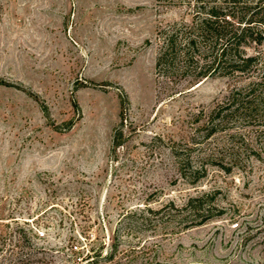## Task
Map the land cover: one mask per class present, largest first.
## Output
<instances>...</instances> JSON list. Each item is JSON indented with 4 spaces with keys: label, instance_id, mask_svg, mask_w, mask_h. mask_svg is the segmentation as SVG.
I'll list each match as a JSON object with an SVG mask.
<instances>
[{
    "label": "rangeland",
    "instance_id": "rangeland-1",
    "mask_svg": "<svg viewBox=\"0 0 264 264\" xmlns=\"http://www.w3.org/2000/svg\"><path fill=\"white\" fill-rule=\"evenodd\" d=\"M191 16L0 0V264H264V37L247 73L157 76L159 30ZM197 197L207 221L175 217Z\"/></svg>",
    "mask_w": 264,
    "mask_h": 264
},
{
    "label": "trees",
    "instance_id": "trees-1",
    "mask_svg": "<svg viewBox=\"0 0 264 264\" xmlns=\"http://www.w3.org/2000/svg\"><path fill=\"white\" fill-rule=\"evenodd\" d=\"M164 1L170 6L181 4L192 7V16L188 23L174 22L159 30L155 60L157 76L174 81L183 78L200 81L247 73L256 65L257 58L246 56L245 48L251 43L260 44L264 37V2L249 5L242 0ZM239 94L231 92L227 102L234 103ZM231 108L212 111L214 117L211 120L216 117L221 122L232 116L238 109ZM121 139L122 133L116 129L112 149L121 145ZM178 153H174L176 157L181 155ZM199 171L195 169L191 173L199 174ZM202 203L203 197L190 199L183 212L172 206L177 212L175 217H180L185 223L191 218L190 225L204 223L210 216H205Z\"/></svg>",
    "mask_w": 264,
    "mask_h": 264
}]
</instances>
